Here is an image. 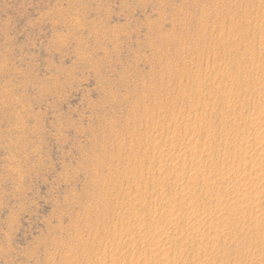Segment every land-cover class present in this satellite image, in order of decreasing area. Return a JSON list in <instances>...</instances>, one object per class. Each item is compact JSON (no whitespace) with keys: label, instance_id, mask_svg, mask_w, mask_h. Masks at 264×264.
I'll use <instances>...</instances> for the list:
<instances>
[{"label":"rangeland","instance_id":"1","mask_svg":"<svg viewBox=\"0 0 264 264\" xmlns=\"http://www.w3.org/2000/svg\"><path fill=\"white\" fill-rule=\"evenodd\" d=\"M0 264H264V0H0Z\"/></svg>","mask_w":264,"mask_h":264}]
</instances>
